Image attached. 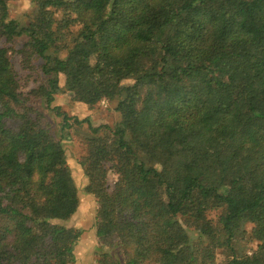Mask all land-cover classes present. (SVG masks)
I'll list each match as a JSON object with an SVG mask.
<instances>
[{
	"label": "trees",
	"instance_id": "trees-1",
	"mask_svg": "<svg viewBox=\"0 0 264 264\" xmlns=\"http://www.w3.org/2000/svg\"><path fill=\"white\" fill-rule=\"evenodd\" d=\"M9 1L1 36L27 38L42 62L35 92L58 130L90 132L79 164L96 237L115 250L99 264H215L217 249L225 264H264V0H30L26 25L8 18ZM70 25L79 29L66 43ZM60 74L74 100H118L119 122L93 128L52 107ZM24 98L0 48V264H78L81 232L58 224L79 205L63 138ZM239 183L249 198L233 194ZM246 223L257 247L238 256Z\"/></svg>",
	"mask_w": 264,
	"mask_h": 264
},
{
	"label": "rangeland",
	"instance_id": "rangeland-1",
	"mask_svg": "<svg viewBox=\"0 0 264 264\" xmlns=\"http://www.w3.org/2000/svg\"><path fill=\"white\" fill-rule=\"evenodd\" d=\"M8 18L17 21L20 25H26L30 22L33 16L34 8L30 0H11L7 3ZM55 18L60 20L62 12L55 14ZM79 25H70L68 30L61 29L59 31L60 38L66 40V43L73 38L77 33ZM27 38H16L11 42H7L0 33V48L7 51L10 63L19 85V91L25 97L26 105L33 108L32 116L39 115V120L42 126H45L55 138H63L62 144L65 149L66 163L70 169L73 183L77 189L79 205L75 214L66 221L58 222L66 228H72L81 232V235L75 246V255L78 264H99L101 253L114 254L115 250L100 246L96 237L97 210L98 204L94 196L88 195L85 192V187L88 183L84 176L83 169L79 162L86 155L87 139L90 137V132L86 124L73 126L67 129L66 133L58 130L60 118L56 117L53 112L46 108L44 100L37 96L36 90L41 87L46 78L40 71L41 61L37 58L29 57V51L25 47ZM59 56L63 58L65 51H62ZM65 78L63 75L58 76L59 91L54 96L52 107H58L60 111L67 114L69 117H75L80 120L88 119L91 127L98 128L107 126L110 129L114 127L120 120V115L115 111L118 100H101L97 103H90L88 100H74L73 95L65 89ZM134 82L133 77L129 76L122 82L123 86L131 85ZM39 113V114H38ZM68 134L66 139L65 135ZM109 168V167H107ZM117 181V175L112 171H107V190L111 192L114 184ZM232 192L240 198H249L251 193L248 186L244 183L236 184L232 187ZM220 211H208L206 216L216 226L217 216ZM245 236L238 237L234 243V248L238 256L251 255L256 247L257 242L251 238V230L253 225L246 223L244 225ZM101 248V249H100ZM229 259V252L217 249L215 250V264H225Z\"/></svg>",
	"mask_w": 264,
	"mask_h": 264
}]
</instances>
